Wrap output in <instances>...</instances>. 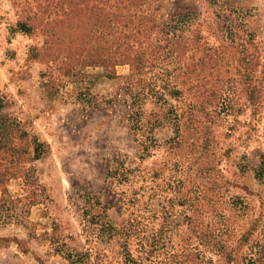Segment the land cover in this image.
Returning a JSON list of instances; mask_svg holds the SVG:
<instances>
[{
	"label": "rangeland",
	"instance_id": "374dc122",
	"mask_svg": "<svg viewBox=\"0 0 264 264\" xmlns=\"http://www.w3.org/2000/svg\"><path fill=\"white\" fill-rule=\"evenodd\" d=\"M0 103V264H264V0H0Z\"/></svg>",
	"mask_w": 264,
	"mask_h": 264
},
{
	"label": "trees",
	"instance_id": "16d2710c",
	"mask_svg": "<svg viewBox=\"0 0 264 264\" xmlns=\"http://www.w3.org/2000/svg\"><path fill=\"white\" fill-rule=\"evenodd\" d=\"M23 31H28V27L23 26ZM0 103V108H1ZM7 125H3L2 131L6 132ZM25 133L21 132L20 136L24 137ZM32 144V156L30 161L35 162L38 161L45 153V145L38 141L37 138H33L31 140ZM91 211L88 210L85 212V218L87 222H89L91 225H94L97 228V235L101 238L104 242H109L116 234L117 229L113 226V224L109 221H105L100 213H95L94 215H90ZM4 223V222H1ZM72 255H68L70 258ZM90 261V253L86 252L84 255L80 256L79 258V264H87ZM121 261L122 264H142L137 258H135L129 249L127 248L126 243L124 242L121 250Z\"/></svg>",
	"mask_w": 264,
	"mask_h": 264
}]
</instances>
